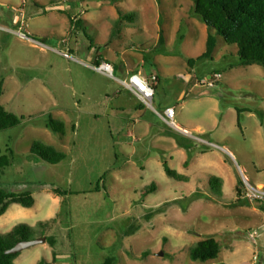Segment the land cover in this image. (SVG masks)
<instances>
[{"label":"rangeland","instance_id":"rangeland-1","mask_svg":"<svg viewBox=\"0 0 264 264\" xmlns=\"http://www.w3.org/2000/svg\"><path fill=\"white\" fill-rule=\"evenodd\" d=\"M72 2L76 17L88 19L77 39L69 30ZM207 39L194 0H0V103L22 118L0 131L11 160L0 186L35 197L33 207L13 204L0 216V233L26 223L36 237L56 238L55 246L23 250L16 264H103L109 257L117 264H264V210L236 192L245 178L264 186V65L242 64L222 36L203 57ZM98 52L126 69L146 62L143 71L161 78L153 106L175 105L176 123L192 136L133 96L126 118L114 120L121 87L91 67ZM216 72L222 78L214 87L201 83ZM50 116L65 122V135L47 127ZM174 133L185 135L187 150ZM36 140L66 157L58 164L38 158ZM163 159L189 180L169 177ZM213 175L223 179L222 197L211 190ZM57 215L50 229L39 227ZM209 237L221 242L219 256L192 260L190 248Z\"/></svg>","mask_w":264,"mask_h":264},{"label":"trees","instance_id":"trees-1","mask_svg":"<svg viewBox=\"0 0 264 264\" xmlns=\"http://www.w3.org/2000/svg\"><path fill=\"white\" fill-rule=\"evenodd\" d=\"M194 8L195 13L207 25L208 30L207 49L203 57L212 55L216 48L218 37L222 36L227 43L237 46V54L242 64L257 63L264 65V0H194ZM119 12L122 13L120 9ZM70 19L72 26L79 25V19H74L72 16ZM121 20L122 17H119L117 23ZM160 42H165L163 34L160 36ZM102 60L103 57L99 55L96 63L99 64ZM194 62L195 60L192 59L189 65L194 66ZM1 95L2 88L0 86ZM260 116L264 119V113H260ZM21 122L22 118L20 116L9 111L0 103V131L17 127ZM47 127L61 135H65L67 131L65 122L53 116L49 117ZM173 135L181 146L189 148L179 133H174ZM31 152L50 164H58L66 157L63 151L40 140L32 143ZM162 161L169 177L179 181L189 180L188 176L171 168L167 160L163 159ZM10 163V157L0 148V171H3ZM209 185L215 195L223 196V179L220 176L213 175ZM155 189L156 186L152 184L146 192H153ZM52 190L59 195L70 193L60 187H53ZM99 190V187L95 189V191ZM236 192L238 200L244 198V183L242 180L238 183ZM194 199H198V197ZM13 204L31 208L35 204V197L31 191H8L0 186V216L4 215ZM260 207L264 210V204H260ZM153 214L154 212H150L147 216H152ZM57 220L58 215L47 221L40 222L39 227L41 229H50ZM34 238H37L35 228L26 223L18 224L9 233H0V264H16V259L20 253L9 254L6 251L19 241ZM47 242L55 246L56 238L47 236ZM221 248L222 245L219 240L209 237L200 240L190 248V257L194 261L207 262L216 259L221 252ZM150 253L151 250L143 251L139 257L140 259H145ZM130 256L138 257L134 253H130ZM39 264H44V261H40ZM103 264L117 263L114 257H109Z\"/></svg>","mask_w":264,"mask_h":264},{"label":"built area","instance_id":"built-area-1","mask_svg":"<svg viewBox=\"0 0 264 264\" xmlns=\"http://www.w3.org/2000/svg\"><path fill=\"white\" fill-rule=\"evenodd\" d=\"M17 21H19V17L16 16ZM21 20V19H20ZM19 35L22 37H27L23 32H19ZM97 72L104 74L108 77H112L118 80L122 85H124L128 90L133 92L141 102L146 104L148 107L152 108L157 112L160 118L169 124L170 126L182 130V132L186 135L192 136V133L188 130L182 129L175 121L176 109L175 107H168L163 112L156 110L153 106L154 98L156 95L155 84L158 82V77L153 75L151 77H143L138 73H130L125 78H120L115 75V67L113 63L109 61H102L99 64H95L91 66ZM222 78V74L216 72L212 74L209 78L202 80L201 83L205 84L208 87H214L216 82ZM244 199H247L250 202H257L260 204H264V186L254 185L247 178L244 180ZM250 237L256 241V232L250 233ZM257 256L254 257L256 261Z\"/></svg>","mask_w":264,"mask_h":264},{"label":"crops","instance_id":"crops-1","mask_svg":"<svg viewBox=\"0 0 264 264\" xmlns=\"http://www.w3.org/2000/svg\"><path fill=\"white\" fill-rule=\"evenodd\" d=\"M71 4H72L73 7H72L71 11L68 12V18H69V24H70L69 30L72 32V35H74L76 37V39H77L80 36V34H79L80 31L83 30L84 27H85L83 25L84 22H85V20L88 21V19L85 16H82V17H78L77 18L76 16L79 15L80 13L77 12V9H73L74 7L77 6V4L75 2H72ZM112 4H114V2ZM71 16L74 19H79V22H80L79 25L72 26L71 19H70ZM115 23H117V21H115ZM66 42H67V40H66ZM67 45H68V43H67ZM99 55L103 57V60L102 61H108V59H109L108 55H106V54L104 55L101 52H98L96 54L95 60H96V58ZM112 63L114 65V67H115V72L118 71L119 75H121V76H117V77H120V78H125L130 73H138V74H141L145 78L146 77L148 78V77H151L153 75H156L158 77V82L156 83V89L158 90L159 85L161 84V78H160L159 75H157L155 73H147V72L143 71V68H145V66H146V62H144L141 65L142 66V69H129V68L126 69V67H123L121 65H118L115 59H114V62H112ZM119 85H120L121 88L116 92V95H115L116 96V99L118 100V104H117V107L113 108L112 111H111V113H112L111 116H112V118H114V120H121L122 118H126V116H127V109H128L127 104H126V100H128V97L129 96H133L135 98L137 97L133 92H131L130 90H128L120 82H119ZM183 96H184V91L181 93L180 98H182ZM137 100L140 102V104L138 105V107H141V105L143 103L140 101V99L138 97H137ZM174 106L175 105H166L165 106V109L168 108V107H174ZM134 107H135V109H137V106L134 105ZM92 113H94L96 115H99V114H97L99 112H92ZM176 113H177V111H176ZM136 114H137V112H136ZM131 116H133V115H131ZM130 118H132V117H130ZM137 121H139V122H136V123H142L141 118H138ZM182 129L187 130L186 128H182ZM196 129L202 130V127L201 126H197ZM131 134H132V132L130 131L129 132V135H131ZM182 135L183 134H181V137H182V139H184V136L185 135H183V136ZM159 139L162 140V138H159ZM165 141H166V138H165ZM180 149H186V148L183 147V146H181Z\"/></svg>","mask_w":264,"mask_h":264},{"label":"water","instance_id":"water-1","mask_svg":"<svg viewBox=\"0 0 264 264\" xmlns=\"http://www.w3.org/2000/svg\"><path fill=\"white\" fill-rule=\"evenodd\" d=\"M46 242H47V237H37L31 240H22L17 242L12 248L8 249L6 253L9 254L21 253L23 250L27 248Z\"/></svg>","mask_w":264,"mask_h":264}]
</instances>
